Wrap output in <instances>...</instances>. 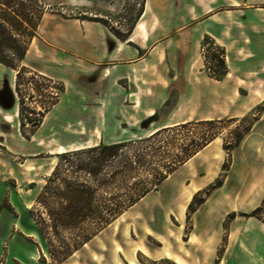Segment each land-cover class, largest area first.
I'll return each instance as SVG.
<instances>
[{"label":"rangeland","instance_id":"374dc122","mask_svg":"<svg viewBox=\"0 0 264 264\" xmlns=\"http://www.w3.org/2000/svg\"><path fill=\"white\" fill-rule=\"evenodd\" d=\"M13 1L16 12L23 0ZM40 1L43 14L54 12L98 20L114 36L126 34L144 3L83 0L79 4L82 0H77V4L65 5L61 0ZM32 9L35 12L34 5ZM3 25L13 40L20 39L21 29L15 21L10 23L11 27ZM3 55L13 62L15 69L0 66V89L7 79L16 105L11 111L0 108V264H57L47 253L46 242L37 234L31 218H45L43 208L35 200L52 172L50 168L59 162L67 181L97 184L86 173L74 172L86 155H73L65 162L50 159L47 154L55 145L54 138H66L61 132L70 122L66 119L73 114L71 101L75 90L69 84L61 102L52 109L51 104L62 93V85L27 71L15 62L13 50L4 48ZM255 59L254 71L247 74L245 82L235 86L230 78L228 97L213 104L208 114L218 122L170 129L146 143L150 135L143 131L127 141L128 145L103 172L119 174L126 165L124 176L98 188L95 203L108 206L142 190H147V195L60 264H264V59ZM190 63V79L195 81L200 66L197 55L191 56ZM173 74L170 72L169 76ZM197 88L205 97L204 108L212 105L213 94L220 92L207 84ZM179 90L183 92L184 88L169 85V99L157 117L163 121L169 117H189L196 122L194 117L200 107L191 99L183 98L180 108L170 114ZM144 121L131 120V129L140 131ZM117 125L120 131L127 126L122 120ZM34 133L40 144L30 142ZM242 134L239 145L233 148ZM206 135L215 138L154 187L158 174L164 173L184 149L191 148L192 142L199 143ZM38 151L40 154L31 156ZM74 151L78 150L70 152ZM214 183L220 186L205 195ZM53 186L59 187V182ZM63 236L67 237L65 243L70 241L68 233Z\"/></svg>","mask_w":264,"mask_h":264},{"label":"crops","instance_id":"0c3cea01","mask_svg":"<svg viewBox=\"0 0 264 264\" xmlns=\"http://www.w3.org/2000/svg\"><path fill=\"white\" fill-rule=\"evenodd\" d=\"M205 36L224 51L227 74L221 81L209 78L204 69L201 42ZM194 54L200 63L195 81L190 79ZM256 57L257 61L264 59V0H144L143 11L125 41L97 20L44 13L21 66L62 85L52 109L61 102L69 84L74 87L73 114L61 132L66 138H54L55 145L47 152L54 160L58 150L64 153L127 142L143 131L151 135L193 122L189 117L165 121L157 117L169 99V85L184 88L170 114L191 99L200 107L194 121L216 120L208 114L213 104L228 97L232 80L235 86L245 82L247 74L254 71ZM170 72H174L172 77ZM201 84L220 91L213 94L214 101L206 108L205 97L197 88ZM137 118L152 121L147 128L140 125V131H135L130 121ZM119 120L127 124L121 131ZM35 133L30 142L39 143Z\"/></svg>","mask_w":264,"mask_h":264},{"label":"trees","instance_id":"16d2710c","mask_svg":"<svg viewBox=\"0 0 264 264\" xmlns=\"http://www.w3.org/2000/svg\"><path fill=\"white\" fill-rule=\"evenodd\" d=\"M13 0H0V64L9 68L15 69L12 61H9L3 55L4 48L13 50L16 54L15 62L21 64L24 59L27 48L36 34L38 24L43 13L40 10V0H23L18 3L16 12L13 10ZM34 5V10L32 9ZM32 9V11H30ZM143 11V6L138 11L133 24L129 27L126 34H115L119 40L125 41L127 36L133 30L137 19ZM32 16V17H30ZM15 21L21 29L19 40H13L10 35L5 32L6 28L11 27L10 23ZM98 21V20H97ZM3 22V23H1ZM101 22V21H99ZM104 25L105 23L102 22ZM106 26V25H105ZM107 27V26H106ZM16 42V44H15ZM16 45L15 47L13 45ZM201 53L204 63L205 71L209 78L215 81H221L227 74V66L225 62L224 51L208 36H205L201 42ZM55 102L51 104L53 106ZM44 114V113H42ZM236 120V119H229ZM218 120L189 122L175 127L165 128L153 133L144 141L145 143L153 140L161 135V133L169 131L170 129L186 128L190 124H204L211 125ZM250 130V129H249ZM249 130H245L247 133ZM244 133V134H245ZM238 135L234 141L233 148L239 145L243 135ZM215 135L204 136L199 143L192 142L191 148L184 149L182 155L174 159L168 167L165 168L164 173L158 174L157 183L154 187H158L175 169L194 155L200 152L204 147L211 143ZM129 142H120L111 145L100 144L98 146L81 149L74 152H64L56 155L58 160L68 162V159L73 155H86L84 161H79L75 166L76 172H83L92 178L97 184L94 186L81 184L79 180L67 181V176L61 172V164L58 162L50 176L46 180V184L38 193L35 204L41 206L45 213V218H33L36 226V232L39 237L46 242L47 253L53 258L57 264L67 260L73 253L78 251L84 244H86L96 233L100 232L104 227L117 219L126 209L133 206L137 201L147 195V190H142L135 196H128L124 201L110 205H102L95 203V194L98 188L106 187L118 176H124L126 165L121 167V172L117 173H103L110 167V164L117 158L120 151L128 145ZM59 182V187L53 186ZM220 186L219 183H214L209 186L204 192L207 195L210 191ZM188 209L191 210L192 203ZM204 200V199H203ZM200 202L199 204H202ZM32 214V212L30 211ZM41 216V215H40ZM70 235V241L65 243L67 238L65 235ZM53 242H58L54 245Z\"/></svg>","mask_w":264,"mask_h":264},{"label":"water","instance_id":"95a60500","mask_svg":"<svg viewBox=\"0 0 264 264\" xmlns=\"http://www.w3.org/2000/svg\"><path fill=\"white\" fill-rule=\"evenodd\" d=\"M77 0H61L62 4H75ZM16 103L15 93L11 89L7 80L3 82V87L0 90V107L3 110H11ZM152 119L144 121L141 127L147 128Z\"/></svg>","mask_w":264,"mask_h":264},{"label":"bare ground","instance_id":"6f19581e","mask_svg":"<svg viewBox=\"0 0 264 264\" xmlns=\"http://www.w3.org/2000/svg\"><path fill=\"white\" fill-rule=\"evenodd\" d=\"M61 153V152H60Z\"/></svg>","mask_w":264,"mask_h":264}]
</instances>
